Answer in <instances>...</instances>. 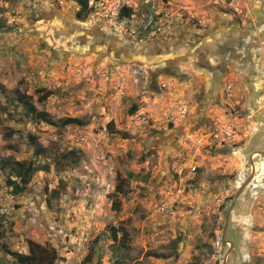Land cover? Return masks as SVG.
I'll return each mask as SVG.
<instances>
[{
	"label": "rangeland",
	"instance_id": "rangeland-1",
	"mask_svg": "<svg viewBox=\"0 0 264 264\" xmlns=\"http://www.w3.org/2000/svg\"><path fill=\"white\" fill-rule=\"evenodd\" d=\"M89 6L79 19L75 0H0V264H17L7 251L27 254L30 242L54 248V264H223L226 212L251 176L249 156L264 151V0ZM188 33L211 49L224 36L237 70L217 83L177 55ZM158 41L173 47L153 64ZM67 117L84 125L61 127ZM16 161L36 169L18 195ZM253 162L228 222L227 264H264V156Z\"/></svg>",
	"mask_w": 264,
	"mask_h": 264
},
{
	"label": "trees",
	"instance_id": "trees-1",
	"mask_svg": "<svg viewBox=\"0 0 264 264\" xmlns=\"http://www.w3.org/2000/svg\"><path fill=\"white\" fill-rule=\"evenodd\" d=\"M77 5L79 6V9L77 11V18L82 19L87 17V15L90 12V6L89 2L90 0H75ZM120 18H129L131 16V11L128 7H122L119 12ZM137 111V105L133 104L130 109L128 110L129 115H133ZM27 113L30 115H34L38 117V119H41L44 122H47L49 124L54 125L55 123L49 119V115L47 113L43 112H36L34 107L31 105L28 106ZM70 124H76V125H84V122L78 118H63L59 120V125L61 127H65ZM111 124V122L109 123ZM40 152L34 151V155L38 156ZM65 158H68L65 155ZM16 169L13 170V174L16 178V180H9V184L12 187V194L18 195L21 194L26 188L29 183V180L31 178V175L34 174L36 171L33 163H23L16 161ZM43 170H48L47 166L42 167ZM132 176V175H130ZM119 178V175L117 176ZM122 192V187L120 183L115 188V194H119ZM112 207L114 209H117L116 201H113ZM113 237L116 238V233L113 232ZM127 233L123 232L121 238H126ZM8 254H10L17 264H54L59 258L57 256V251L50 247L41 245L39 243L30 242L28 247V253H18L14 251H7ZM90 253L86 256V259L89 258Z\"/></svg>",
	"mask_w": 264,
	"mask_h": 264
},
{
	"label": "flooded vegetation",
	"instance_id": "flooded-vegetation-1",
	"mask_svg": "<svg viewBox=\"0 0 264 264\" xmlns=\"http://www.w3.org/2000/svg\"><path fill=\"white\" fill-rule=\"evenodd\" d=\"M193 35L194 36L192 37L190 43H185V44H183L184 46L183 45L179 46L178 49L185 51L184 52L185 53V59L188 57L192 58L193 64L196 66V68L203 69L205 67L206 69H208V71H212L214 73L216 82L217 81L219 82L221 80L220 78L226 72V69L224 67L229 66V61L230 62L232 61V59H230V56L232 58L235 57V51L234 50L232 52L228 51V47H227L228 43H226V44L223 43L224 45H220V42H216L217 44H215L214 49H211L209 46L210 40H207V39L204 40L205 34H203L201 36L198 33H194ZM180 41H181V43H183L182 40H180ZM242 43H246V41H244ZM223 46H224V49H223ZM239 50L243 54L242 59L246 60L249 57L248 56L249 52L247 51V49L245 47H242V48L240 47ZM214 51L218 55L217 57H219V59H220L219 60L221 62L220 67H215L210 62L209 57L211 56V54H213ZM226 55H227L228 59L225 58ZM214 58L217 59L216 57H214ZM155 62L158 63L157 61H155ZM155 62H153V64H155ZM238 67L240 68L241 71L243 70L242 64L238 65ZM234 69L236 71L237 67ZM252 90L254 91V89H252Z\"/></svg>",
	"mask_w": 264,
	"mask_h": 264
},
{
	"label": "water",
	"instance_id": "water-1",
	"mask_svg": "<svg viewBox=\"0 0 264 264\" xmlns=\"http://www.w3.org/2000/svg\"><path fill=\"white\" fill-rule=\"evenodd\" d=\"M132 46V45H130ZM134 48V46H132ZM138 47V46H137ZM132 48V49H133ZM170 56V55H169ZM150 60L152 61H162L164 59H167V56L165 55H155V56H150L149 57ZM261 119L264 118V114H261L260 115ZM257 127H263V130H262V133H263V136L262 138L264 139V122L258 120V124H257ZM258 131H256L255 133H257ZM255 154H260L262 156H264V151H256L254 153H252L250 156H249V161L251 163V166H252V172H251V176L247 179V181H245V183L238 189L235 197L233 198L227 212H226V215H225V219H224V225H223V229H222V233H221V237H220V241H221V244L226 246L229 244V248L223 258V264H227V257H228V254L230 252V250L233 248V244L230 242V241H227L226 240V233H227V228H228V222H229V219H230V216H231V213L233 211V208L235 206V203H236V200L239 196V194L243 191V189L250 183V181L252 180V178L254 177V162H253V157Z\"/></svg>",
	"mask_w": 264,
	"mask_h": 264
},
{
	"label": "crops",
	"instance_id": "crops-1",
	"mask_svg": "<svg viewBox=\"0 0 264 264\" xmlns=\"http://www.w3.org/2000/svg\"><path fill=\"white\" fill-rule=\"evenodd\" d=\"M193 33V32H192ZM183 35H184V33H183ZM200 35H202V34H200ZM191 37V34L190 33H188V35L185 37V38H183L182 37V39H180V40H182V41H186L187 40V42L188 43H190V38ZM222 37H224V36H222ZM222 37H217L218 39H217V42H220V45H224L223 44V42H224V40L222 39ZM186 39V40H185ZM238 41V40H237ZM236 42V41H235ZM164 44H165V41H164ZM215 44H217V43H214V45ZM162 45V43L160 42V41H158V44H157V46H161ZM172 45L170 46V44H166V45H163V46H161V48H158V51H157V54L156 55H165V56H167V59H170V53H171V49H172ZM223 49H224V46H223ZM240 49V48H239ZM239 49H237L238 50V53L240 52V50ZM185 51L184 50H179L178 52H176L177 53V55H179V54H182V55H184L185 56V53H184ZM147 53L150 55L151 53H153V55L152 56H155L154 55V52L153 51H151V50H147ZM237 53V54H238ZM240 54V53H239ZM176 56V55H175ZM218 55L215 53V51L213 52V54H211V56L209 57V59H210V62L213 64V66H215V67H220V59H219V57H217ZM214 57H216L217 59H215ZM225 58L226 59H228V57H227V55L225 56ZM167 59H164V60H162V61H160V63H162V62H164L165 60H167ZM184 59H185V57H184ZM230 59H232V61L230 62L229 61V66H225L224 68H227V67H231V68H233V66H234V62H236V58L235 57H231L230 56ZM175 60H177V59H175ZM242 60V59H241ZM241 60H240V62H241ZM223 61V60H222ZM155 62V61H154ZM158 62V61H157ZM153 63V62H152ZM159 63V62H158ZM221 82V80L218 82L217 81V83H220ZM225 85H230L229 83H223V90H225ZM230 90H232L231 89V85H230Z\"/></svg>",
	"mask_w": 264,
	"mask_h": 264
},
{
	"label": "built area",
	"instance_id": "built-area-1",
	"mask_svg": "<svg viewBox=\"0 0 264 264\" xmlns=\"http://www.w3.org/2000/svg\"><path fill=\"white\" fill-rule=\"evenodd\" d=\"M154 19H155V16L154 15H152V14H150V15H146L145 16V25H144V31H147V30H151V27L153 26V23H155V21H154ZM225 91L227 92V93H229L230 92V86H228V85H226L225 86Z\"/></svg>",
	"mask_w": 264,
	"mask_h": 264
}]
</instances>
